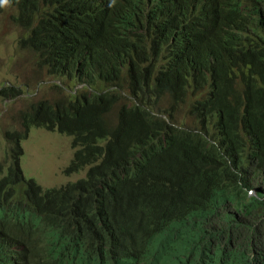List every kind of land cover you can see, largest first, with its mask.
I'll list each match as a JSON object with an SVG mask.
<instances>
[{
  "label": "trees",
  "instance_id": "1",
  "mask_svg": "<svg viewBox=\"0 0 264 264\" xmlns=\"http://www.w3.org/2000/svg\"><path fill=\"white\" fill-rule=\"evenodd\" d=\"M108 2L0 0L41 83L60 81L6 132L0 264H264V0H197L186 16ZM34 126L71 136L67 172L86 177L26 180Z\"/></svg>",
  "mask_w": 264,
  "mask_h": 264
},
{
  "label": "rangeland",
  "instance_id": "2",
  "mask_svg": "<svg viewBox=\"0 0 264 264\" xmlns=\"http://www.w3.org/2000/svg\"><path fill=\"white\" fill-rule=\"evenodd\" d=\"M1 10L0 89L12 86L22 90L19 96L10 100L0 96V163H3L7 158V150H11L6 132L22 131L20 112L32 103L58 97L59 91L51 86L57 80L41 83L42 76H46L45 71L38 70L35 57L30 51L20 48L19 41L27 33L16 25V10L8 6ZM76 88L81 89L82 86ZM164 105L167 106L168 103L163 102ZM72 142L71 136L59 131L31 127L28 138L21 141L24 154L21 155L20 163L24 178L34 179L44 189L59 188L85 178L89 167L67 172L75 155ZM10 158L12 157L8 155L9 161ZM17 188L23 191L25 184H20Z\"/></svg>",
  "mask_w": 264,
  "mask_h": 264
},
{
  "label": "clouds",
  "instance_id": "3",
  "mask_svg": "<svg viewBox=\"0 0 264 264\" xmlns=\"http://www.w3.org/2000/svg\"><path fill=\"white\" fill-rule=\"evenodd\" d=\"M97 1V4L98 6L102 9V10H105V9H108L109 8V2L108 0H96ZM197 0H156V4L158 5L159 8H161L162 10H164L165 12H170V13H173L174 11H181L185 14L186 16V11H187V5H188V2H195ZM6 6V5H5ZM3 6V7H5ZM87 6H89V0H87ZM9 7V6H8ZM188 20V19H187ZM136 23L138 26H140V29L143 30V28L146 27V23L144 22H139L138 20H136ZM188 23L190 24V22L188 21ZM191 26V25H190ZM157 34H159L160 36L162 37H167L170 35L171 33V28L169 30H162V31H155ZM193 32V35H194V31L192 30ZM146 41H148V38L146 39ZM149 49V48H148ZM146 59V58H145ZM58 83H60V81H57ZM79 86H82L84 87V84H79L77 87ZM3 89V88H2ZM1 90V89H0ZM37 127V126H35ZM38 128H41V127H38ZM46 129V128H45ZM49 130V129H47ZM51 131H59V130H51ZM60 132V131H59ZM62 133V132H60ZM63 134H66V133H63ZM68 135V134H66ZM29 136V135H28ZM10 147V146H9ZM7 155H10L11 156V150H7ZM21 160V158H20ZM2 164V163H1ZM21 164V163H20ZM7 166V165H6ZM5 166V167H6ZM8 172V169L5 171V168H4V174L1 176H5ZM257 193H254V195H256Z\"/></svg>",
  "mask_w": 264,
  "mask_h": 264
}]
</instances>
